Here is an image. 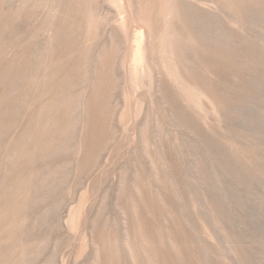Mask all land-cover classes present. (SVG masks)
<instances>
[{"label": "rangeland", "instance_id": "rangeland-1", "mask_svg": "<svg viewBox=\"0 0 264 264\" xmlns=\"http://www.w3.org/2000/svg\"><path fill=\"white\" fill-rule=\"evenodd\" d=\"M0 264H264V0H0Z\"/></svg>", "mask_w": 264, "mask_h": 264}]
</instances>
